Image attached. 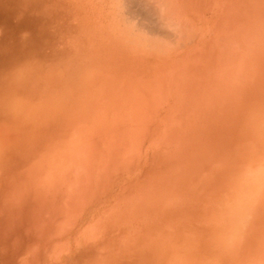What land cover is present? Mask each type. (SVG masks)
<instances>
[{
  "label": "rangeland",
  "instance_id": "obj_1",
  "mask_svg": "<svg viewBox=\"0 0 264 264\" xmlns=\"http://www.w3.org/2000/svg\"><path fill=\"white\" fill-rule=\"evenodd\" d=\"M0 264H264V0H0Z\"/></svg>",
  "mask_w": 264,
  "mask_h": 264
}]
</instances>
